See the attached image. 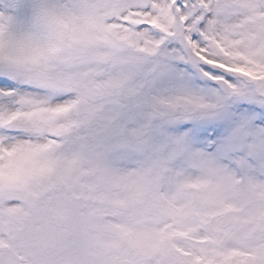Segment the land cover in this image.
Segmentation results:
<instances>
[{
	"label": "snow or ice",
	"instance_id": "snow-or-ice-1",
	"mask_svg": "<svg viewBox=\"0 0 264 264\" xmlns=\"http://www.w3.org/2000/svg\"><path fill=\"white\" fill-rule=\"evenodd\" d=\"M0 264H264V0H0Z\"/></svg>",
	"mask_w": 264,
	"mask_h": 264
}]
</instances>
